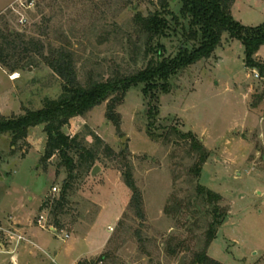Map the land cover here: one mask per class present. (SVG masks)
Listing matches in <instances>:
<instances>
[{
	"label": "rangeland",
	"instance_id": "obj_1",
	"mask_svg": "<svg viewBox=\"0 0 264 264\" xmlns=\"http://www.w3.org/2000/svg\"><path fill=\"white\" fill-rule=\"evenodd\" d=\"M157 9L158 0H0L5 24L0 26L45 45L70 48L81 79L89 72L107 77L117 68L128 72L147 65L142 57L134 62L129 36L135 40L137 13L148 16ZM232 14L245 27H259L264 24V0H237ZM160 42L165 57H175L183 43L181 32ZM256 58L264 62V46ZM143 88H131L119 107L120 133L106 119L107 104L64 129L72 137L79 135L97 160L77 172L61 228L51 206L68 175L57 155L43 159V127L32 129L16 149L11 135L0 137V241L5 249L9 237L18 234V222L40 228L36 230L47 252L34 251L45 264L79 263L102 255L107 258L100 264H190L203 249L212 221V208L196 198L199 183L220 195L221 206L228 210L209 257L220 264H264V100L253 106L264 96V79L247 67L242 42L224 34L211 59L171 79L169 93L151 99ZM61 93V79L43 63L15 73L0 65V112L6 117L40 110ZM154 107L159 110L156 134L172 128L192 133L210 151L199 179L191 173L196 154L188 142L148 135V113ZM127 164L142 193L143 218L132 207L133 192L123 175ZM96 167L100 171L93 176ZM180 202L182 212L169 214ZM41 219L43 226L37 223ZM171 238L184 243L174 257L166 250ZM5 260L9 256H1L0 264Z\"/></svg>",
	"mask_w": 264,
	"mask_h": 264
},
{
	"label": "trees",
	"instance_id": "obj_2",
	"mask_svg": "<svg viewBox=\"0 0 264 264\" xmlns=\"http://www.w3.org/2000/svg\"><path fill=\"white\" fill-rule=\"evenodd\" d=\"M237 0H158L159 9L144 16L137 13L133 18L135 40L129 36L133 44V52L137 56L135 63L142 57L147 61L144 68L125 72L121 68L112 71L109 76L96 75L89 72L85 79L79 77L76 54L68 47H56L50 43L45 45L36 38L0 26V65L11 73L38 66L47 65L62 81V93L58 99H47L40 110H26L23 115L6 117L0 112V137L11 135L12 146L26 141L32 129L43 127L47 135L44 160L50 161L56 155L60 159L59 166L67 171V179L59 199L51 206V215L55 225L62 227L61 217L67 215L66 208L74 190L77 172L97 160L95 151L88 149L80 136L74 137L65 133L64 129L76 118H85L95 107L107 104L106 119L121 132L122 118L118 112L124 103L129 90L143 85L146 98L156 99L159 93L170 92V81L178 73L203 60H209L222 44L224 34L230 39L239 40L245 47L246 65L258 70L264 79V62L256 55L264 46V24L259 27H245L236 21L232 8ZM177 2L175 8L172 4ZM0 23L5 25L2 20ZM7 26V25H6ZM181 32L183 43L175 57H165V47L160 40ZM264 100L257 97L254 107ZM159 110L151 108L148 116L150 124L147 133L154 139L163 138L171 141L173 136L190 144L191 151L196 154V163L191 173L199 179L203 167L211 156L210 151L192 133L184 134L172 128L169 132L156 134L155 119ZM76 156L78 159L76 160ZM127 187L133 192L132 207L139 218L144 217L142 193L136 186L133 167L127 164L123 173ZM196 198L209 210L212 221L206 232L203 249L194 255L190 264H220L208 255V249L216 238L228 210L221 206L223 198L199 183L196 185ZM182 203L167 210L169 214L182 212ZM48 206L45 203L42 211ZM171 238L167 245L170 256H177L184 243H174ZM107 256L97 260H84L77 264H100Z\"/></svg>",
	"mask_w": 264,
	"mask_h": 264
},
{
	"label": "crops",
	"instance_id": "obj_3",
	"mask_svg": "<svg viewBox=\"0 0 264 264\" xmlns=\"http://www.w3.org/2000/svg\"><path fill=\"white\" fill-rule=\"evenodd\" d=\"M2 114V113H1ZM15 223V230L18 232L17 235H21L25 238L20 243H17L15 241H10L8 240V248L6 249L7 253H4L1 256H9V260H5L2 264H45L43 259L41 260L38 258V260L35 258L36 253L34 249L41 250L43 252H47L46 249H44L43 244L40 242L41 241V234L36 228L38 229L39 227H31V226H22L18 222ZM21 225V226H19ZM40 229V228H39ZM92 247L91 249L94 250V245L91 244ZM38 261V262H37ZM72 264H77V260H73Z\"/></svg>",
	"mask_w": 264,
	"mask_h": 264
},
{
	"label": "built area",
	"instance_id": "obj_4",
	"mask_svg": "<svg viewBox=\"0 0 264 264\" xmlns=\"http://www.w3.org/2000/svg\"><path fill=\"white\" fill-rule=\"evenodd\" d=\"M25 21H26L25 19H22L20 22L23 24ZM256 77L259 78V75H256ZM37 223L40 224L41 226H43V220L42 219L41 220H38ZM9 238H10L9 239L10 241H15L17 243H20L23 240H25V238L23 236L17 235V234L16 235H11ZM4 253H7V251L5 249L4 244L0 241V255H2Z\"/></svg>",
	"mask_w": 264,
	"mask_h": 264
},
{
	"label": "water",
	"instance_id": "obj_5",
	"mask_svg": "<svg viewBox=\"0 0 264 264\" xmlns=\"http://www.w3.org/2000/svg\"><path fill=\"white\" fill-rule=\"evenodd\" d=\"M175 4H176V3H173V4H172V7H174ZM126 139H127V138L124 137V138H123V142H125ZM124 149H125V146H124ZM99 171H100V169H99L98 167H96V168L93 170L92 175H93V176L97 175Z\"/></svg>",
	"mask_w": 264,
	"mask_h": 264
},
{
	"label": "bare ground",
	"instance_id": "obj_6",
	"mask_svg": "<svg viewBox=\"0 0 264 264\" xmlns=\"http://www.w3.org/2000/svg\"><path fill=\"white\" fill-rule=\"evenodd\" d=\"M17 75V74H16ZM15 77H18V76H15Z\"/></svg>",
	"mask_w": 264,
	"mask_h": 264
}]
</instances>
